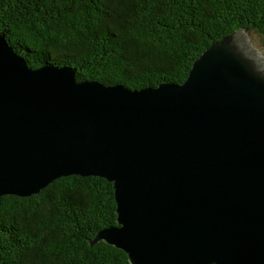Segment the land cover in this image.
<instances>
[{
	"label": "water",
	"instance_id": "obj_1",
	"mask_svg": "<svg viewBox=\"0 0 264 264\" xmlns=\"http://www.w3.org/2000/svg\"><path fill=\"white\" fill-rule=\"evenodd\" d=\"M243 29L183 84L131 90L30 67L0 33V197L113 184L104 241L131 264H264V56Z\"/></svg>",
	"mask_w": 264,
	"mask_h": 264
},
{
	"label": "trees",
	"instance_id": "obj_2",
	"mask_svg": "<svg viewBox=\"0 0 264 264\" xmlns=\"http://www.w3.org/2000/svg\"><path fill=\"white\" fill-rule=\"evenodd\" d=\"M243 29L264 44V0H0V33L27 64L131 90L183 84L213 43ZM113 184L61 177L0 197V264H131L98 232L117 225Z\"/></svg>",
	"mask_w": 264,
	"mask_h": 264
},
{
	"label": "rangeland",
	"instance_id": "obj_3",
	"mask_svg": "<svg viewBox=\"0 0 264 264\" xmlns=\"http://www.w3.org/2000/svg\"><path fill=\"white\" fill-rule=\"evenodd\" d=\"M244 33H246L249 41L251 42V45L254 46V48H256L258 52H261L260 56H264V44L261 38L254 32L244 31Z\"/></svg>",
	"mask_w": 264,
	"mask_h": 264
}]
</instances>
